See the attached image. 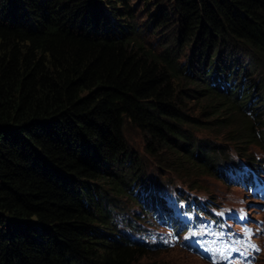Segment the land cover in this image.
<instances>
[{
  "label": "trees",
  "instance_id": "16d2710c",
  "mask_svg": "<svg viewBox=\"0 0 264 264\" xmlns=\"http://www.w3.org/2000/svg\"><path fill=\"white\" fill-rule=\"evenodd\" d=\"M130 2L0 0V264H135L151 250L112 214L126 190L144 211L157 200L127 124L147 153L184 147L197 169L215 156L191 133L219 127L203 123L220 104L232 138L256 141L235 95L180 54L190 47L209 65L238 52L264 68V0H150L143 22ZM165 27L159 47L143 39ZM213 94L220 100L206 104L204 120L188 115V100ZM136 181L142 190L131 189Z\"/></svg>",
  "mask_w": 264,
  "mask_h": 264
},
{
  "label": "rangeland",
  "instance_id": "374dc122",
  "mask_svg": "<svg viewBox=\"0 0 264 264\" xmlns=\"http://www.w3.org/2000/svg\"><path fill=\"white\" fill-rule=\"evenodd\" d=\"M146 2L147 3H145L144 0H131L130 5L135 9L133 21H146L149 11V9L146 10V8H149L151 5L150 0ZM120 6L122 7L121 4L117 3V7H119L118 10L121 9ZM160 32L161 36H159V30L153 34H151L152 31H149L148 34L143 36V39L152 47H159V45L162 44L161 41H165L171 31L165 27ZM217 45L216 47H219V45L226 47V45L221 42ZM213 52H215V48L213 49ZM241 57L242 58L237 61V58L223 56V61L240 63L241 70L249 72L252 81L257 82V86L259 85L257 89L258 93L254 97V100L258 99L257 103L252 107L254 110L249 112V114H246L245 112L246 117L248 118L247 120L251 125L254 123L256 141L239 143L238 140L232 138L229 128L233 125H226L228 120L226 118H229V110L222 107L223 105L221 104L218 106L219 108H217L218 112L219 109L221 112L214 113L213 116L211 114L209 121L203 123L206 127L215 126L217 122L221 121L219 127L199 128L193 130L191 133L199 143L205 141L210 143L209 150L215 156V160L209 165V167L214 166L215 171L217 172L218 169L225 167L230 159L236 161L237 159L235 155L241 157L243 155L242 152H247L248 156H251L252 153H255V156H261L264 152V68L258 67L254 70L249 66L250 61L248 58L245 56ZM194 58V52L191 51L190 47L185 48L184 54H180L181 64H185L189 60H192L196 62L195 65L201 67V72L204 71L203 67H207V62L199 59V56L195 59ZM214 65H216V63H214ZM198 72L199 71H196V73ZM196 82L197 80L194 82L188 81L186 84L187 86L192 84L191 87H194ZM182 84L185 83L182 82ZM210 97L209 100L201 98L197 102H193V99L188 100V115L198 120H204L207 115H205L204 111L202 112V109H205L206 104H212L220 100L219 96L216 94H213ZM248 100L249 99H247V101ZM247 101L242 104L239 102L242 109L252 105L251 103L244 106ZM218 118L220 119L215 122ZM212 119L214 121H212ZM188 129L190 131L191 127ZM124 135L131 151L134 153V156H138V159H142L140 165L141 168L138 173L141 170L142 175H149L151 180L147 184L148 187L152 188V186L160 184V186H162L160 191L161 195L166 193L171 185L175 187L176 184H181L186 188L194 189L199 193L206 195L207 199L212 203L221 205H239L241 207L247 202V204L244 205V210H240L239 212L246 215H243L241 218L239 216L235 218V223L241 225L246 231L244 236L238 237L233 233H228L226 238L217 239L215 238L217 224L207 222L205 219H199L202 224L195 225L194 228L189 227L185 234L175 238L169 233L167 228L160 226L151 215L148 214L146 217L143 212L144 210L138 204L124 196H133L131 193H128V190H126V194L114 196L116 201L113 202L114 207L112 214L115 219L117 218L120 227L125 230L127 229V224L134 225L135 228L138 229L135 231V236L138 239L140 237V231L144 229L145 232L149 234L147 237H144L145 240L153 242L156 245L155 248L149 250V252L138 255L135 264H264V192L258 193L257 191H254L249 196H244L245 191L238 189L248 184L245 177L246 172H250L251 175L254 176L251 179V181H253L254 178H257V175L260 172L264 173L262 170L248 169L246 166L248 171L243 175L238 173L237 175L240 177L229 181L231 184L230 186L222 179L218 178V176L214 174L213 169L209 167L203 168L202 166H199L200 168L197 169L196 166L199 163H192L183 156L182 150L184 147L181 148V151H179L180 153L173 152L171 149L159 148L156 150L157 153H153L152 155L145 151L143 146L145 137L144 134L140 133L138 128L127 124L125 126ZM185 145H189V143L185 142L184 146ZM207 148L208 146L206 149ZM196 157H199L200 161L204 160L203 157H200L199 153H196ZM159 163L165 166H159ZM203 171L208 172L203 173ZM237 179H240L242 182ZM131 183L132 182H130V184ZM138 183L139 182L136 181L131 189L140 191L141 187H139L140 183ZM240 184L241 187L239 186ZM257 189L263 190L264 186L258 187ZM153 193L155 192L153 191ZM255 209H258L259 212L256 213L254 211ZM260 217V221L257 222L254 228L248 227L243 223H253L256 221V218ZM254 236H260L261 242L258 243ZM259 251L263 252L257 262L256 259H253L252 257H254Z\"/></svg>",
  "mask_w": 264,
  "mask_h": 264
},
{
  "label": "clouds",
  "instance_id": "9594fccd",
  "mask_svg": "<svg viewBox=\"0 0 264 264\" xmlns=\"http://www.w3.org/2000/svg\"><path fill=\"white\" fill-rule=\"evenodd\" d=\"M223 56H226V57H230V58H238V56H241L238 52H230V54L226 55V54H221L219 57H218V60H215L213 63L207 65V72H209L208 74V77L209 79L212 81L213 80V77L212 76H215V77H223L225 75L226 72L229 71V65L232 63V62H227V61H223ZM242 58V57H241ZM214 63H216V65H214ZM208 64V63H207ZM243 78H240V81L242 80ZM239 81V82H240ZM216 82V80H215ZM229 82H231V79H229ZM218 85H219V88H221V86H224L225 83H228V80L227 79H223L222 80V83H219L217 82ZM213 84V82L211 83ZM251 85H252V88L254 89L253 91H248L247 93L244 94L243 98L242 97H238L239 96V90H240V84L237 86V89H238V93L235 95L236 97V100L238 102H241V104L243 102H245L244 99L248 98V97H251V96H255L258 91V87L259 85L257 86V82H253L252 81V78H251ZM235 87V86H233ZM227 94L231 95L232 93H229L228 91L226 92ZM234 95V94H232ZM244 106H246V103L244 104ZM246 112V114H249V112H251V110H248V108H243ZM238 157V155H236ZM239 158H246V156H241ZM232 159H230L229 161H231ZM211 169H213V171L215 172V175L217 176V172L215 171V167L214 166H211L210 167Z\"/></svg>",
  "mask_w": 264,
  "mask_h": 264
},
{
  "label": "bare ground",
  "instance_id": "6f19581e",
  "mask_svg": "<svg viewBox=\"0 0 264 264\" xmlns=\"http://www.w3.org/2000/svg\"><path fill=\"white\" fill-rule=\"evenodd\" d=\"M242 185H244V184H242Z\"/></svg>",
  "mask_w": 264,
  "mask_h": 264
}]
</instances>
